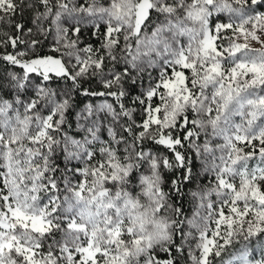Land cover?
<instances>
[{"label": "snow or ice", "instance_id": "1", "mask_svg": "<svg viewBox=\"0 0 264 264\" xmlns=\"http://www.w3.org/2000/svg\"><path fill=\"white\" fill-rule=\"evenodd\" d=\"M185 256L264 264V0H0V264Z\"/></svg>", "mask_w": 264, "mask_h": 264}, {"label": "rangeland", "instance_id": "2", "mask_svg": "<svg viewBox=\"0 0 264 264\" xmlns=\"http://www.w3.org/2000/svg\"><path fill=\"white\" fill-rule=\"evenodd\" d=\"M24 18L27 19V20H29V21L31 20L30 14H26ZM220 19L221 20H226V17L225 16H221ZM30 26L33 27V25L31 24V22H30ZM4 30H8L7 29V26H5ZM100 30H101V32L104 30L103 29V25H101V29ZM92 31H93V29H92V27L90 25L84 27L83 36L81 37V40H82L81 47H83V45L85 43H91L94 47H99V40L96 37H94V36L91 35V32ZM51 43H52V38L49 37L48 38V41H44V43L42 45V48L46 52H48L49 51V45ZM252 46L253 47H259V45L255 44L254 42L252 43ZM237 119H239V118H237ZM220 142H222V141H219V140L213 141V143H220ZM245 151H250V149L247 148V147H245ZM194 156H195V159H196V168H197L196 170L201 175V179L198 182H195L196 186H195V189L194 190H196L198 187H200L202 185H208L209 182H210V180H211V175H205L202 172V169L200 167L201 161H200V159L198 157H196L195 153H194ZM194 208H195V201L193 200V198L191 196L190 211H189V213H188V215L186 217H189L190 218L192 216V213L194 211ZM184 258L186 260V257H184ZM224 258L227 259V256L225 255ZM216 264H219V260L216 261Z\"/></svg>", "mask_w": 264, "mask_h": 264}, {"label": "trees", "instance_id": "3", "mask_svg": "<svg viewBox=\"0 0 264 264\" xmlns=\"http://www.w3.org/2000/svg\"><path fill=\"white\" fill-rule=\"evenodd\" d=\"M24 21L26 23V27H31L29 20L24 18ZM46 41H48V40H46ZM9 51H11V49H9ZM39 51H41L42 54L47 53L43 48L39 49ZM160 151L163 154L168 155L169 158H171V153L166 152L164 149H160ZM188 155L192 158V160L194 161V163L196 165V159H195L194 153L190 149L188 150ZM196 169L197 168L195 167V171H197ZM179 174H180V170H175V175H173L172 172H168L167 170H165V177L166 178L175 179L176 177L179 176ZM195 186H196L195 183L187 184L184 187V195L182 197L176 199V203H178L182 206L185 216H187L189 211H190L191 191H193L195 189ZM161 255H163V254H161ZM186 262H187V258L185 260V258L183 257L178 261V264H186Z\"/></svg>", "mask_w": 264, "mask_h": 264}]
</instances>
